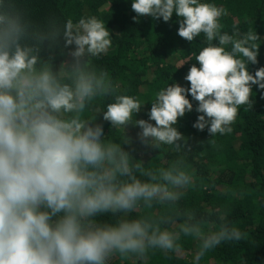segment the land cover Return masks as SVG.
Returning <instances> with one entry per match:
<instances>
[{
    "label": "clouds",
    "instance_id": "obj_1",
    "mask_svg": "<svg viewBox=\"0 0 264 264\" xmlns=\"http://www.w3.org/2000/svg\"><path fill=\"white\" fill-rule=\"evenodd\" d=\"M130 9L135 22L175 17L180 38H204L183 77L188 85L157 90L146 118L138 117L145 102L93 63L112 46L104 20L39 25L14 0H0V264H114L177 249L178 217L150 210L177 204L194 187L193 173L183 158L148 168L141 161L191 150L176 127L186 113L197 114L198 132L224 135L240 106L251 108L253 86L264 98V66L249 71L258 34L222 31V6L130 0ZM54 47L62 58H42V48ZM180 232L200 239L197 258L242 239L227 224L201 235L198 224L184 223Z\"/></svg>",
    "mask_w": 264,
    "mask_h": 264
},
{
    "label": "trees",
    "instance_id": "obj_2",
    "mask_svg": "<svg viewBox=\"0 0 264 264\" xmlns=\"http://www.w3.org/2000/svg\"><path fill=\"white\" fill-rule=\"evenodd\" d=\"M227 10L221 17L222 31L231 34L233 26L241 33L258 34V63L249 71L264 66V0H212ZM30 19L39 25L49 20L75 22L81 16L94 15L104 20L110 31L112 46L93 63L109 73L114 85L128 95H136L145 104L139 118H146L154 93L168 83L187 86L183 77L195 54L204 46L201 35L189 43L176 34L175 17L168 23L147 16L133 21L130 0H14ZM61 57L60 50L51 53L42 48V58ZM177 68L182 61L189 60ZM199 65L197 64V67ZM253 101L240 106L231 132L208 137L207 132L192 128L195 111L179 118L176 127L191 150L180 152L158 150L141 163L145 168L171 164L183 158L193 173L195 184L175 205L150 210L178 217L172 229L179 234L175 250H150L143 259L115 260L114 264H264V98L255 86ZM190 99V97H189ZM193 101V105L195 107ZM112 130H109L111 136ZM184 223L198 224L201 235L218 231L222 225L238 227L240 241H223L197 258L200 239L184 235Z\"/></svg>",
    "mask_w": 264,
    "mask_h": 264
}]
</instances>
